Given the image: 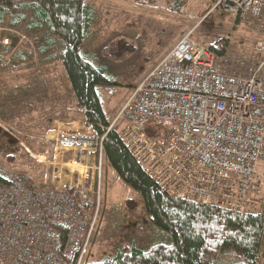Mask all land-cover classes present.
<instances>
[{
	"label": "built area",
	"instance_id": "obj_1",
	"mask_svg": "<svg viewBox=\"0 0 264 264\" xmlns=\"http://www.w3.org/2000/svg\"><path fill=\"white\" fill-rule=\"evenodd\" d=\"M215 10L264 24V0H216ZM201 22L132 87L108 130L167 195L255 214L264 208V55L233 45L218 54L219 40H194ZM62 123L49 141L77 150L84 172L54 164L50 189L0 164V264H83L90 252L104 136Z\"/></svg>",
	"mask_w": 264,
	"mask_h": 264
},
{
	"label": "rangeland",
	"instance_id": "obj_2",
	"mask_svg": "<svg viewBox=\"0 0 264 264\" xmlns=\"http://www.w3.org/2000/svg\"><path fill=\"white\" fill-rule=\"evenodd\" d=\"M86 1L95 9V20L83 48L93 54L96 64L106 66L108 77L115 82L112 88L101 89L110 123L132 87L201 20L194 29L195 41L219 40L264 55L263 22H244L212 11L216 0ZM48 34V27L39 23L31 8L13 11L0 25V124L8 128L0 127V164L24 170L36 183L52 189L54 164L61 171L70 168L82 173L85 168V161L75 160L77 150L49 141L57 125L62 126V121L74 127L88 125L64 65L57 59L62 45L52 44ZM5 38L8 43L2 42ZM47 148L49 156L44 154ZM261 211L264 214V208ZM163 238L149 219L143 197L119 177L104 155L100 219L86 260L101 261L132 242L148 249ZM233 259L221 253L211 261L231 264ZM263 261L261 255L258 264Z\"/></svg>",
	"mask_w": 264,
	"mask_h": 264
},
{
	"label": "trees",
	"instance_id": "obj_3",
	"mask_svg": "<svg viewBox=\"0 0 264 264\" xmlns=\"http://www.w3.org/2000/svg\"><path fill=\"white\" fill-rule=\"evenodd\" d=\"M31 8L49 30L48 40L61 43L57 55L87 125L104 137V155L119 177L144 199L152 224L163 240L144 249L132 242L101 261L83 264H219L221 253L234 256L231 264H258L264 257V214H244L214 205L167 195L143 170L116 130H108L101 89L114 81L104 65L83 48L95 20V9L86 0H0V25L15 10ZM211 44L218 54L226 49ZM112 88V87H111ZM131 207L134 202L127 200ZM264 264V261H263Z\"/></svg>",
	"mask_w": 264,
	"mask_h": 264
},
{
	"label": "bare ground",
	"instance_id": "obj_4",
	"mask_svg": "<svg viewBox=\"0 0 264 264\" xmlns=\"http://www.w3.org/2000/svg\"><path fill=\"white\" fill-rule=\"evenodd\" d=\"M5 62H6V64L8 63H10V60L8 59V60H5ZM102 136V135H101ZM105 137V136H104ZM122 138V137H121ZM123 140V139H122ZM2 183V180H1V178H0V184Z\"/></svg>",
	"mask_w": 264,
	"mask_h": 264
},
{
	"label": "crops",
	"instance_id": "obj_5",
	"mask_svg": "<svg viewBox=\"0 0 264 264\" xmlns=\"http://www.w3.org/2000/svg\"><path fill=\"white\" fill-rule=\"evenodd\" d=\"M170 50H171V49H170ZM65 76H66V75H65ZM66 77H67V76H66ZM56 121H57V120H56ZM56 121H55V122H56ZM49 132H52V131H49Z\"/></svg>",
	"mask_w": 264,
	"mask_h": 264
}]
</instances>
